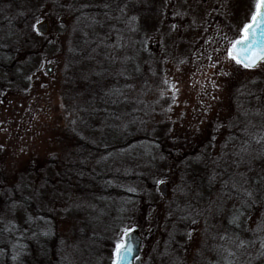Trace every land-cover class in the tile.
<instances>
[{
  "label": "rangeland",
  "instance_id": "1",
  "mask_svg": "<svg viewBox=\"0 0 264 264\" xmlns=\"http://www.w3.org/2000/svg\"><path fill=\"white\" fill-rule=\"evenodd\" d=\"M254 10L0 0V264L13 250L31 264H112L131 229L135 264H264V62L236 64L223 39ZM123 89L112 114L102 100ZM46 227L43 259L29 232ZM20 234L32 243L19 249Z\"/></svg>",
  "mask_w": 264,
  "mask_h": 264
},
{
  "label": "snow or ice",
  "instance_id": "2",
  "mask_svg": "<svg viewBox=\"0 0 264 264\" xmlns=\"http://www.w3.org/2000/svg\"><path fill=\"white\" fill-rule=\"evenodd\" d=\"M239 31L242 34L238 37H223L227 43L226 58L244 68L257 67L259 62H264V0H255V10L251 13L250 20ZM128 251L130 249L117 242L112 264H121Z\"/></svg>",
  "mask_w": 264,
  "mask_h": 264
},
{
  "label": "trees",
  "instance_id": "3",
  "mask_svg": "<svg viewBox=\"0 0 264 264\" xmlns=\"http://www.w3.org/2000/svg\"><path fill=\"white\" fill-rule=\"evenodd\" d=\"M159 77H160V75H159ZM158 79H156V81H157ZM5 89V86H3L2 85V82L0 81V96H1V93H3V90ZM105 100H102L103 102L102 103H106L107 105H108V107H110L109 109V112H111L112 114L113 113H116L117 111H116V109H117V106H122L123 104H124V102H126V101H128V99H129V94H128V92L127 91H124V89L123 90H121V91H118L117 92V94H113V92H111V91H107V94L105 95ZM115 106V107H114ZM112 107V108H111ZM114 107V108H113ZM150 115V114H149ZM156 117H158L157 115H155ZM160 116V115H159ZM142 117V116H141ZM158 119V122H160L159 124H160V128H163V127H167L166 125H165V119L163 118V116H160L159 118H157ZM175 129V128H174ZM145 133H147V134H144L145 136H147L148 135V132L147 131H145ZM160 136L159 135H157V136H155V139L158 141L160 138H159ZM163 137H167V136H163ZM163 137H161V138H163ZM167 138H170V137H167ZM173 146L171 145L170 146V148H172ZM261 150H264V146H262L261 148H259V155L260 156H264V151H261ZM258 153V152H257ZM260 178L261 179H257V180H255L254 181V187H255V191L257 190V192H258V194H259V189H260V187L262 186L263 188H264V175L262 174V176H260ZM109 186H111V185H108L107 187H109ZM117 189V188H116ZM109 190H111V191H113L114 190V187H109ZM110 192H108V195H111V194H109ZM248 196V195H247ZM255 198H259L258 196H255ZM24 200V199H23ZM24 202L25 203H27V200H24ZM246 202H247V205H246ZM246 202L245 203H243L242 204V206L245 208V207H247V206H250V205H252L254 202H253V200L251 199V200H246ZM236 212H238V211H236ZM44 217H46V216H44ZM26 221V218L24 219V222ZM23 222V223H24ZM35 222H36V220H35ZM16 225H18L16 222H14ZM23 225V224H22ZM10 226V225H9ZM19 226H21V225H19ZM13 227V226H12ZM12 227H10L9 228V231H12L13 230V228ZM36 227V226H35ZM34 227V228H35ZM19 228H21V230L23 229L22 227H19ZM0 231H2V227H0ZM50 233H51V231L49 230V227H46V229L44 230V231H36V230H33V232H29V236L31 237V238H33V240H34V242L35 243H37V245H38V247H39V249L41 250V256L43 255V254H45V252L47 253V249H48V239H49V237H50ZM17 234V232H15L14 233V235H12V236H15ZM21 236V234L19 235V236H17V237H13V239H14V241L15 242H17V243H15L16 244V246H18L19 244H21V245H19V249L20 248H22V246H24L25 247V245H24V243H27V244H31L32 242L31 241H29V240H21V238L22 237H20ZM19 240V241H18ZM31 240V239H30ZM3 242H5V241H1L0 240V249L3 247V246H5L4 244H3ZM23 244V245H22ZM29 247H30V245H29ZM46 250V251H45ZM42 251H45V252H42ZM39 253H40V251H39ZM43 257V256H42ZM44 257H46V256H44ZM43 257V259H45ZM13 258V261L11 260ZM29 260V258L28 257H26V256H23L22 254H21V250H13L11 253L10 252H7V253H5V256H4V264H28V263H30L31 264V262H30V260ZM221 260V262H220V264H235L234 263V261L231 259V258H228V257H225V258H222V259H220Z\"/></svg>",
  "mask_w": 264,
  "mask_h": 264
},
{
  "label": "water",
  "instance_id": "4",
  "mask_svg": "<svg viewBox=\"0 0 264 264\" xmlns=\"http://www.w3.org/2000/svg\"><path fill=\"white\" fill-rule=\"evenodd\" d=\"M39 29L42 32L45 31V27L39 26ZM46 70L48 72H51V67L47 66ZM122 245H125L127 249H130V251L127 252L126 258L121 262V264H135V261L139 256L141 247V237L138 231L136 229L127 231L124 234Z\"/></svg>",
  "mask_w": 264,
  "mask_h": 264
}]
</instances>
